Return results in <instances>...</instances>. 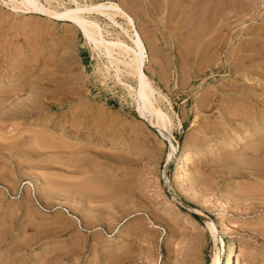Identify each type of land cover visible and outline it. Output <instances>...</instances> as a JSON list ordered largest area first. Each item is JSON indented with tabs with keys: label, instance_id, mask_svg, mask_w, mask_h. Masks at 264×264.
I'll use <instances>...</instances> for the list:
<instances>
[{
	"label": "rangeland",
	"instance_id": "obj_1",
	"mask_svg": "<svg viewBox=\"0 0 264 264\" xmlns=\"http://www.w3.org/2000/svg\"><path fill=\"white\" fill-rule=\"evenodd\" d=\"M20 1L0 0V264H228L232 243L264 264V0H38L133 18L173 153L132 53ZM91 17L133 47L127 20Z\"/></svg>",
	"mask_w": 264,
	"mask_h": 264
},
{
	"label": "bare ground",
	"instance_id": "obj_2",
	"mask_svg": "<svg viewBox=\"0 0 264 264\" xmlns=\"http://www.w3.org/2000/svg\"><path fill=\"white\" fill-rule=\"evenodd\" d=\"M20 2H22V5L24 7H27L28 12H30V13H36V14H40L43 16H49L55 20H65L66 19L69 22H72L76 27L81 29L85 38H87L90 42H93L95 47L96 46L101 47V48L103 47L109 56H112V54L114 53L116 48H118V51L120 50L122 53L127 54V55L129 53L130 54L132 53L131 54L132 60H130L131 55L128 56V57H130L128 60L132 61L131 64H129V65H131V67L133 68V70L135 72V73L133 72V75L135 74V77L137 78L138 89H137L136 93H137V100H138V105H139V107H138L139 113L141 116H143L145 118L147 116H149V119L148 118L147 119H148V122L150 123V125L152 127H154V129H158L160 131L161 135L166 136L169 139L170 150L172 153L177 150L178 143L169 134V129L172 126L171 125V119L169 118V116L166 113H164L161 110V108L157 104L158 102H157V99L155 97L156 90L153 87L152 82L150 81V79L148 78V76L146 75V73L144 71V67H145V63H146V47H145L146 43L144 44V42H143L144 39H142L140 33L135 28V23H134L133 18L130 15H128L120 5L108 2V3H100V4H96V5H90V6L89 5L88 6L87 5L80 6L79 4H77L75 2L77 4L76 8L65 9V11L59 12V11H52V9L51 10L47 9V7L45 8L43 5H41L39 3L40 1L38 2V0H21ZM15 8L17 10V7H15ZM93 15H101V16L107 17L109 19V21H111L113 24H115L117 26H119L118 22L116 21L117 17H121V18H124L125 20H127V22L133 28L132 35L129 34V32H130V31H128L129 29L127 30L123 27H121V28L125 31V33H126L125 35L128 34L130 36L131 41L133 43V47L132 48L128 47L125 43H122V42H117V41L114 42V41L106 40L105 37L103 36L102 32H101L100 26L98 25V23L96 21H94L92 19L91 16H93ZM204 27H205V25H204ZM116 36H118V35H116ZM193 36H195V35H193ZM120 51H119V53H120ZM110 59H111V57H110ZM113 62H110V63L112 64ZM117 62H115V63H117ZM120 63H122V62H120ZM128 63H130V62L128 61ZM117 64H119V63H117ZM124 65H126V64H124ZM127 68H128V66H127ZM129 68H128V70H131V68L130 69ZM248 131H249V128L245 127L244 129H242L238 133H248ZM245 135H247V134H245ZM218 143L219 142L217 141V145H218ZM217 145H215V146H217ZM184 150H186V148ZM202 152H204V151H202V150H197V151H192V152L189 151L187 153L186 157L184 156L185 159L183 158L184 160H183V162H181V164L183 166L181 165V167L188 166V168H190L191 163L193 162L194 158H196V157L198 158V156L201 155ZM179 167H180V165H179ZM181 167L180 168L177 167L178 168L177 172L175 171L177 174L178 180L182 177ZM183 175L186 176V174H183ZM174 177L176 178V176H174ZM182 179H183V177H182ZM184 181H185V179H184ZM180 182H179V184H181ZM182 182H183V180H182ZM185 183H182V184H185ZM171 209L175 212H179V210L173 206H171ZM213 232H215V231H213ZM216 239L218 240V238H216ZM222 249H223V244L221 242V247L219 248L220 252L222 251ZM243 252H244V250H242L241 247L238 248V245H236L235 243H232L229 247V255H228L229 256L228 257L229 262H227V263L228 264H243L244 263V253ZM212 259H214V258H212ZM212 264H221V254L220 253L214 259Z\"/></svg>",
	"mask_w": 264,
	"mask_h": 264
}]
</instances>
